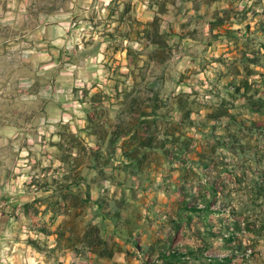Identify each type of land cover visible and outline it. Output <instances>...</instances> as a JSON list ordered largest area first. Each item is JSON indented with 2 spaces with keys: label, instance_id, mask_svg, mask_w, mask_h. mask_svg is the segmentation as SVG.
<instances>
[{
  "label": "rangeland",
  "instance_id": "obj_1",
  "mask_svg": "<svg viewBox=\"0 0 264 264\" xmlns=\"http://www.w3.org/2000/svg\"><path fill=\"white\" fill-rule=\"evenodd\" d=\"M0 264H264V0H0Z\"/></svg>",
  "mask_w": 264,
  "mask_h": 264
},
{
  "label": "trees",
  "instance_id": "obj_2",
  "mask_svg": "<svg viewBox=\"0 0 264 264\" xmlns=\"http://www.w3.org/2000/svg\"><path fill=\"white\" fill-rule=\"evenodd\" d=\"M91 151H92V149H90ZM93 152V151H92ZM126 155V157H127V154H125ZM128 159L130 158L131 159V157H127ZM94 160H95V158H94ZM211 210H212V208L209 206V205H205V204H203L202 205V208H196L195 209V211H209V212H211ZM213 211H220V212H225L226 211V206L225 205H223L222 207H218V209H215V210H213ZM90 229H92V230H94V232L96 233L95 234V237H96V240H97V242H98V244H103V242L101 241V239H100V237H99V235H98V229H97V227H90ZM100 254V256H110V252H106V251H104V252H100L99 253ZM169 256L170 257H173V258H175V259H181V258H183V256H184V253L183 252H177V251H172V252H170L169 253Z\"/></svg>",
  "mask_w": 264,
  "mask_h": 264
}]
</instances>
